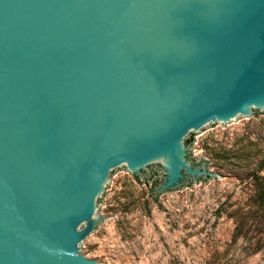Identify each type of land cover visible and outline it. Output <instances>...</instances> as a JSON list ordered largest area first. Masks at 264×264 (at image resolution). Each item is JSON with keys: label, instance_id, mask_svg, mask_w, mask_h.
<instances>
[{"label": "water", "instance_id": "obj_1", "mask_svg": "<svg viewBox=\"0 0 264 264\" xmlns=\"http://www.w3.org/2000/svg\"><path fill=\"white\" fill-rule=\"evenodd\" d=\"M253 111L264 0H0V264H97L112 173L177 190L210 174L183 142Z\"/></svg>", "mask_w": 264, "mask_h": 264}, {"label": "rangeland", "instance_id": "obj_2", "mask_svg": "<svg viewBox=\"0 0 264 264\" xmlns=\"http://www.w3.org/2000/svg\"><path fill=\"white\" fill-rule=\"evenodd\" d=\"M183 144L189 163L210 174L158 190L150 169L112 173L98 235L81 255L97 264H264V111Z\"/></svg>", "mask_w": 264, "mask_h": 264}, {"label": "trees", "instance_id": "obj_3", "mask_svg": "<svg viewBox=\"0 0 264 264\" xmlns=\"http://www.w3.org/2000/svg\"><path fill=\"white\" fill-rule=\"evenodd\" d=\"M187 142H188V144H190V143L192 142V138H189ZM136 177H137V176H136ZM153 181H156V180L153 179Z\"/></svg>", "mask_w": 264, "mask_h": 264}, {"label": "flooded vegetation", "instance_id": "obj_4", "mask_svg": "<svg viewBox=\"0 0 264 264\" xmlns=\"http://www.w3.org/2000/svg\"><path fill=\"white\" fill-rule=\"evenodd\" d=\"M156 172V171H155Z\"/></svg>", "mask_w": 264, "mask_h": 264}]
</instances>
